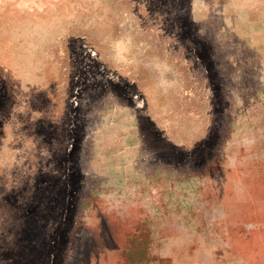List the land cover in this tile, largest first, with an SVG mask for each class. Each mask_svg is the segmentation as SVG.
Listing matches in <instances>:
<instances>
[{
  "label": "rangeland",
  "instance_id": "obj_1",
  "mask_svg": "<svg viewBox=\"0 0 264 264\" xmlns=\"http://www.w3.org/2000/svg\"><path fill=\"white\" fill-rule=\"evenodd\" d=\"M0 264H264V0H0Z\"/></svg>",
  "mask_w": 264,
  "mask_h": 264
}]
</instances>
